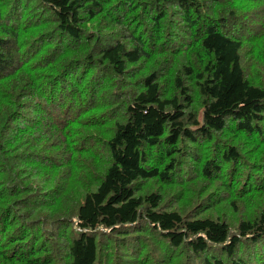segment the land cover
I'll return each mask as SVG.
<instances>
[{
	"label": "trees",
	"instance_id": "1",
	"mask_svg": "<svg viewBox=\"0 0 264 264\" xmlns=\"http://www.w3.org/2000/svg\"><path fill=\"white\" fill-rule=\"evenodd\" d=\"M0 264H264V0H0Z\"/></svg>",
	"mask_w": 264,
	"mask_h": 264
}]
</instances>
